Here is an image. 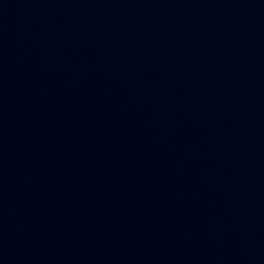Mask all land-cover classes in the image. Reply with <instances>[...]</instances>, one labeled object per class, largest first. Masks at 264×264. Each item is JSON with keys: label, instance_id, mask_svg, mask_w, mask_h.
Here are the masks:
<instances>
[{"label": "water", "instance_id": "water-1", "mask_svg": "<svg viewBox=\"0 0 264 264\" xmlns=\"http://www.w3.org/2000/svg\"><path fill=\"white\" fill-rule=\"evenodd\" d=\"M0 264H264V0H0Z\"/></svg>", "mask_w": 264, "mask_h": 264}]
</instances>
